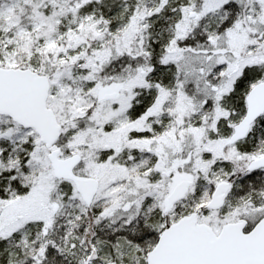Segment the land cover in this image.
<instances>
[{
	"label": "snow or ice",
	"instance_id": "6c2138e0",
	"mask_svg": "<svg viewBox=\"0 0 264 264\" xmlns=\"http://www.w3.org/2000/svg\"><path fill=\"white\" fill-rule=\"evenodd\" d=\"M0 264H264V0H0Z\"/></svg>",
	"mask_w": 264,
	"mask_h": 264
}]
</instances>
